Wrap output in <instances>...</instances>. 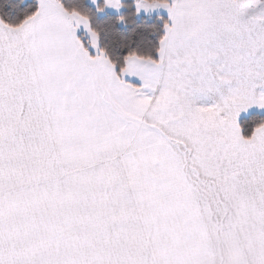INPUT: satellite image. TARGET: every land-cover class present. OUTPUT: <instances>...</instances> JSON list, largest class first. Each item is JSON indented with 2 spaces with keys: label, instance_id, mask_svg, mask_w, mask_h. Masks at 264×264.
I'll return each mask as SVG.
<instances>
[{
  "label": "crops",
  "instance_id": "crops-1",
  "mask_svg": "<svg viewBox=\"0 0 264 264\" xmlns=\"http://www.w3.org/2000/svg\"><path fill=\"white\" fill-rule=\"evenodd\" d=\"M37 1L0 23V197L22 190L27 221L75 211V236L0 235V264H264V125L239 127L264 113L260 2L167 15L158 60L117 73L80 15Z\"/></svg>",
  "mask_w": 264,
  "mask_h": 264
},
{
  "label": "trees",
  "instance_id": "trees-1",
  "mask_svg": "<svg viewBox=\"0 0 264 264\" xmlns=\"http://www.w3.org/2000/svg\"><path fill=\"white\" fill-rule=\"evenodd\" d=\"M67 13H76L88 21L90 30L96 35L98 46L107 60L120 72L126 59L134 56L157 61L165 28L169 24L166 15L137 16L133 0H121L120 14L99 10L105 7L103 0L91 5L88 0H57ZM169 3L170 0H145ZM38 10L37 0H0V23L9 28H18ZM83 47L91 54L89 42L79 34ZM264 125V113L252 112L239 118L243 138H250L254 131Z\"/></svg>",
  "mask_w": 264,
  "mask_h": 264
},
{
  "label": "rangeland",
  "instance_id": "rangeland-1",
  "mask_svg": "<svg viewBox=\"0 0 264 264\" xmlns=\"http://www.w3.org/2000/svg\"><path fill=\"white\" fill-rule=\"evenodd\" d=\"M134 7L136 10L137 16L144 15L146 17H152L154 15H168L174 16L175 13L178 12H192L194 10L199 11V5L197 3H202L200 0H171L168 5L158 3V2H147L145 0H133ZM229 0H222V2L227 3ZM88 2L96 6L98 0H88ZM105 7L103 10H99V14H103L105 12H110L113 14H120L122 11L121 0H103ZM255 4L260 2L257 7L263 9L264 12V0H256L253 1ZM78 16V15H77ZM85 22L86 31L83 33L84 38L87 37L90 39L89 48L90 50L98 49V41L96 35L89 29L88 21L80 16H78ZM80 29L83 30V27L80 26ZM53 52H59L62 50V45L52 47ZM99 50V49H98ZM101 52V51H100ZM102 56L105 58L104 54L101 52ZM75 59V58H74ZM106 59V58H105ZM135 60V57H131L129 60ZM58 60V56L55 58ZM128 60V59H127ZM149 62V61H144ZM113 68V67H112ZM57 70L50 69L47 70L46 78L48 80H53L57 77ZM24 195L22 190H13L10 194L0 197V210L4 214H8L6 216V222L1 221L0 225H2V231L0 235L7 236H24V235H43V236H75V211L66 213L61 206H56L53 202L51 205V209H47L48 211L45 213L44 220H40L39 215H34V212L29 215V221H27L24 214ZM28 206L31 207L32 211H34V203L33 201H28ZM75 206V205H74ZM60 210V211H59ZM41 221L44 224L42 229H38L36 231L35 228L29 227L30 221L34 222V220ZM11 225L12 230L5 229ZM28 225V226H27ZM46 227V228H45ZM27 231V233H26Z\"/></svg>",
  "mask_w": 264,
  "mask_h": 264
}]
</instances>
